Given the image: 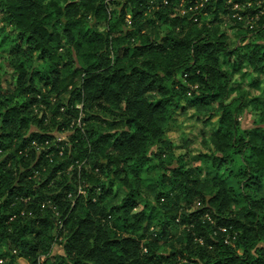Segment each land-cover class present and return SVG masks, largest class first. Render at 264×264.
I'll return each instance as SVG.
<instances>
[{
  "label": "trees",
  "instance_id": "1",
  "mask_svg": "<svg viewBox=\"0 0 264 264\" xmlns=\"http://www.w3.org/2000/svg\"><path fill=\"white\" fill-rule=\"evenodd\" d=\"M174 3L163 6L156 0L159 8L153 13L160 23L172 17L170 29L157 40L142 30L158 24L143 15L149 0H0V19L17 31L20 41L12 62L17 74L12 93L3 89L0 77V245L9 244L16 252L9 264H19L17 258L26 259L25 264H161L177 256L187 264H264V200L257 196L264 177V119L239 132L236 113L241 106L225 101L235 71L224 70L220 61L236 56L264 75V15L255 19L254 28L248 25L257 39L242 36V44L232 47L220 31L218 13L225 8L220 0L206 8L212 21L199 22L178 15ZM257 12L255 5L249 8V15ZM90 17L96 20L92 25ZM229 20L242 28L243 23ZM64 47L71 53L59 52ZM36 52L48 64V73L27 71L26 59ZM52 92L66 94L56 101V111L64 109L58 112L61 122L34 114L49 104ZM187 93L203 111L215 104L216 155L204 157L218 167L242 157L234 174L241 186L235 191L233 183L216 175L206 195L193 171L172 168L164 179L170 181L169 189L155 196L164 207L162 220L149 232L152 213L134 211L137 191L129 190L120 205L108 207L111 188L102 186L99 172H111L116 180L127 169L136 175L150 162L153 145L159 149L153 158L165 155L169 140L157 120L172 119ZM16 96L23 100L13 101ZM79 104L90 113L83 120H98L110 129L95 131L88 124L82 133L77 128L71 146L54 153L46 143L48 131L78 118ZM98 108L117 119L101 118ZM121 181L127 184L126 178ZM81 183L87 184L84 194ZM173 225L182 227L183 239L174 241L180 248L170 244L177 250L165 257L158 252L160 241ZM60 236L64 253L49 256L51 241Z\"/></svg>",
  "mask_w": 264,
  "mask_h": 264
},
{
  "label": "rangeland",
  "instance_id": "2",
  "mask_svg": "<svg viewBox=\"0 0 264 264\" xmlns=\"http://www.w3.org/2000/svg\"><path fill=\"white\" fill-rule=\"evenodd\" d=\"M57 1L64 2L70 0ZM120 7V5L116 6L115 12L110 17L111 23H113L119 15ZM153 11L156 12L157 10L147 7L143 15L146 19L156 20L158 24L152 27L144 25L142 30L158 40L170 29V19L172 17H167L169 23L162 25V23H160V16L153 13ZM128 18L129 16H126L125 21L127 27ZM218 19L221 20L220 31L226 34L232 47L239 43L242 44V36L245 37V41H254L257 39L254 33H248V28L245 27L247 24L245 22L241 28L240 26L233 25L226 14L218 16ZM206 20L212 21L210 16ZM254 21L255 20H249V29L254 28ZM89 22L92 25L96 22V20L94 17H90ZM159 23L161 25H159ZM98 26L102 27L101 24H98ZM18 44H20V41L17 39V31L13 27L4 24L0 19V77L3 89L10 93L14 90V82L17 77V74L13 69L12 62L14 50ZM60 50L59 52L71 53V50L69 51L67 47ZM73 59L75 63L74 65L76 66L77 59L74 54ZM220 61L224 70L235 71L230 84V94L225 101L226 103L231 102L232 107L241 106L236 113L238 130L240 133L251 130L258 125V122H261V120L264 119V75L254 72L251 68L245 65V63L240 64V60L236 56L230 58L222 57ZM26 62L28 72L35 70L40 71L41 73H48L49 71L48 64L38 58L37 52L33 53L31 57L26 59ZM41 84L42 83L38 81L37 86H41ZM48 88L49 87H44V91H47ZM63 95L66 94L56 95L55 92H52L48 98L49 104H42L38 110L35 109L34 114L37 119L42 117L43 114H46L48 121L55 118L57 122H61V117L58 112L63 113L64 109L61 108L57 112L56 101L62 99ZM185 98L186 99L184 101H181L180 106L175 111L172 119L157 120L159 125L165 129L169 140L170 146L167 145L165 149H163L165 151V155L160 158H153V154L159 150L157 145H153L148 150V156L151 158L150 162L146 163L136 175H133L131 170L127 169L120 175V179L116 180L112 178L111 172H99L98 178L101 181L102 186H104L105 189L111 188V195L105 199V203L108 207L120 205L122 199L127 195L129 190L133 189L135 194L137 191V195L135 197L137 204L134 211L139 212L144 210L147 214H150V212L152 213L151 219L148 217V220H150L149 232L156 231L159 228V222L162 220L164 207L157 202L155 196L160 193L162 189H164V191L169 189L167 185L170 181L168 180L165 182L164 179L170 176L172 168L182 166L184 170L193 171V173L199 178V188L206 195H209L212 192L213 188L211 180L216 175L233 183V189L235 191H238L239 186H241V184L237 183L239 180L237 181L234 174L242 165V157L234 156L231 161L223 163L220 167L217 166V163H213L212 159L204 157V155L212 157H215L214 155H216L212 144V134L218 127V113L215 110H212L215 108V104L208 105V110L212 111H203L202 108H196V105H193L195 101L192 100L193 96L190 93H187ZM67 99L68 96H65L63 102L66 103ZM16 100L21 102L23 98L21 96H16L13 101ZM77 107L80 110L78 118L71 119L67 127L59 129L57 127L58 124H56L51 127L50 131H48L51 139L47 140L46 143L50 144V147L54 148V153L57 152V150H64L65 148H69L71 146L69 139L73 134V131L77 128L82 133L84 132L85 125L88 124H92V126L95 127V131L101 130L103 132L110 129L109 124L107 123H98V120L95 121L93 119L83 120L84 117H89L90 113L88 110L82 111L80 104L77 105ZM96 113L102 116L101 118H105L109 121L111 118L114 120L117 119L109 112H105V110H101L99 108ZM33 127L37 128L39 126L37 123H33ZM119 128L121 129V126L115 128L114 130L111 129L110 132H117ZM245 154H247V152ZM74 164L78 165V168L82 166V163L74 162ZM130 165L131 163H128V167ZM72 166L73 164H70L71 168ZM83 166L85 170L91 171L89 165ZM114 168L115 166H113V171ZM35 174L38 175V172ZM259 177L261 176L257 175V178ZM125 178L127 180V184H124L121 181ZM262 178L261 180L263 186L260 188V191L257 192V196L258 199L264 200V198H262L264 197V177ZM83 186L87 187V184L82 185L81 183L79 190L82 194L85 193V191L82 190ZM248 191H251V188H248ZM242 205L243 202H241L238 207H234V212H239ZM50 208L54 212L56 211L54 206H51ZM20 216H25V212L22 211ZM166 234V239L164 238L160 241L161 247L158 251L165 257L168 256L171 251L177 250H173L174 248L171 247L170 244L175 245V240L181 241V239H183V230L182 227L173 225L169 228V231ZM142 241L144 242L145 239ZM51 242L52 244L49 250V256L64 253L63 236L58 238L56 237ZM175 246L176 248H180L177 244ZM13 254H16V252L9 244L0 245V264H9L10 258ZM44 258L45 255H41L40 261ZM16 262L19 264H25L27 260L24 258H17ZM161 264H187V261L183 260L182 257L177 256L175 258L169 257L168 259H164Z\"/></svg>",
  "mask_w": 264,
  "mask_h": 264
},
{
  "label": "built area",
  "instance_id": "3",
  "mask_svg": "<svg viewBox=\"0 0 264 264\" xmlns=\"http://www.w3.org/2000/svg\"><path fill=\"white\" fill-rule=\"evenodd\" d=\"M219 0H175L174 10L180 16L192 17L193 22H199L200 20H206L209 17L206 8L215 4ZM170 0H161L163 6H167ZM223 5V10L218 13V16L226 14V16L237 20L241 23H246L248 28L249 20H255L259 15H264V0H220ZM253 5L258 8V12L254 15H249V8ZM149 7L158 9L156 0H149ZM61 153V152H60ZM199 205V203H198Z\"/></svg>",
  "mask_w": 264,
  "mask_h": 264
}]
</instances>
